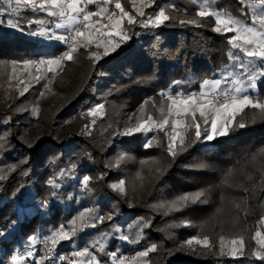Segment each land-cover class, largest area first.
Wrapping results in <instances>:
<instances>
[{
  "label": "trees",
  "instance_id": "1",
  "mask_svg": "<svg viewBox=\"0 0 264 264\" xmlns=\"http://www.w3.org/2000/svg\"><path fill=\"white\" fill-rule=\"evenodd\" d=\"M121 3L137 23L128 25L124 20L122 26L130 38L118 40L120 47L114 52L110 48L109 55L103 56L104 47L98 49L94 42L88 48L77 47L72 60H65L55 73L48 72L43 96L38 82L7 101L5 80L0 81V169L6 175L0 180V264H11L16 255L24 257L21 264H37L42 254L27 256L25 244L67 226L86 209L93 210L88 222L95 226L60 241L55 252L69 258L86 247V240L105 238L107 252L128 256L156 245L157 251L145 258L150 264H264L248 255L257 247L251 237L264 215V154L260 152L264 119L256 114L251 122L255 110H245L247 127L212 141L204 139L205 129L211 131L209 124L197 118L201 139L175 158L167 151L165 128L120 135L133 125L131 121L136 124L138 116L146 119L153 114H142V105L147 110L163 105L164 92L199 91L204 80L220 79L234 70L229 55L232 34L214 32L212 17H197V0ZM109 7L119 13L113 4ZM162 8L170 20L160 26L142 23ZM138 9L145 15L140 16ZM214 9L231 11L250 22L248 11L245 14L237 0H216ZM8 18L7 14L0 16L4 21L0 23V60L52 59L66 51L57 39L53 42L28 34L41 27L52 28L48 22L53 19L46 12L23 11L24 32L9 28ZM193 19L201 26L180 23ZM28 20L46 23L28 27ZM91 52H99L101 58L93 60ZM177 81L181 83L177 85ZM250 94L264 97V78ZM97 104L104 105L102 115H85ZM131 114L134 117L129 121ZM194 131L189 133L190 139H194ZM149 140L152 146L144 147ZM61 170H65L62 177ZM85 177L90 178L87 189ZM54 178L59 188L49 184ZM120 181H124L123 193L111 187ZM198 190L205 191L202 201L181 211L165 214L167 210L159 207L175 196ZM26 208L33 213L25 214ZM95 216L104 217L103 222L92 219ZM140 218L148 222L142 234L139 226L130 227ZM122 235L129 239L122 240ZM239 235L245 238V254L220 255L219 238L223 236L227 242ZM204 236L209 237L216 254L181 248L186 240ZM192 248L202 246L193 243ZM53 264H70V258Z\"/></svg>",
  "mask_w": 264,
  "mask_h": 264
},
{
  "label": "snow or ice",
  "instance_id": "2",
  "mask_svg": "<svg viewBox=\"0 0 264 264\" xmlns=\"http://www.w3.org/2000/svg\"><path fill=\"white\" fill-rule=\"evenodd\" d=\"M143 3V0H141ZM155 0H151L154 3ZM100 3L102 5H110L114 3L115 9L119 10V15L116 12L110 11L109 8L101 6L98 11L88 10L87 5H93ZM242 7V10L247 14V9L244 6V0H237ZM0 5H7V7H0V16L7 14L10 18L7 19L6 24L9 28L15 29L20 32L25 31L24 25L21 23L22 12L25 10H31L32 12H46L49 17L57 18L59 22H54L55 28H65L72 26L70 29V34L68 36H56L55 33L49 34V32L41 27L38 31L28 32L31 36H46L48 39L55 38L62 42H67L68 40L74 41L73 45L69 47L61 56L52 59H39V60H11L4 61L0 60V65L11 64L13 70L19 65H23L25 68L28 66H46L48 72L55 73L57 69H60L65 60H72L73 53L77 51V47L88 48L97 36L105 35L101 31V28H111L113 32L121 37V41H126L130 37L122 26V22L127 18V24L132 25L137 23L135 17L125 10L121 0H0ZM151 6V4L147 5ZM251 8H261L264 6V0H256L254 4L249 5ZM138 14L144 16L145 12L138 9ZM108 13L106 17L102 14ZM197 17H212L214 18L215 27L212 29L216 33H229L232 32L234 35L229 39V43L233 49H239L245 57H248L246 63L241 62L239 67L245 70L247 78L241 79L237 77L231 80L230 87L221 88V79L204 80L199 85L198 92L190 93H165L167 96L166 110L165 106L162 105L158 112L161 119H154L152 115H148L146 119L143 115L138 116L137 122L134 126L126 127L125 130L120 133L124 136H132L136 133H148L152 129L158 128L163 131L165 126L170 124V117L173 115L176 117L171 120V134L166 133L169 138V143L167 147L168 153L175 158L181 151L186 150L195 141L201 139L202 133L200 130V125L197 123V113L199 117L203 119L204 123L207 125L210 122L211 131L205 129L207 133L204 139L208 141L214 140L218 136H227L230 131H237L247 127V122L245 121V116L247 113L246 109L255 110L251 122H255V115L258 114L260 118L264 119V97H257L249 94V90L255 91L257 89V80L264 77V11L259 14L253 13L251 17V23H245L238 15H234L231 11L222 10L218 11L212 8L210 0H203L199 5V11L196 13ZM99 18L93 20V18ZM107 19L110 21L109 24H102L101 19ZM172 17L166 14L165 9H161L154 18H150L147 22H142L145 26L148 23H152L154 26H160L166 21L170 20ZM0 23H4L0 20ZM46 21L44 20H28V27L33 24L44 25ZM48 23H53L49 21ZM181 24H196L201 26L199 22L195 19L193 20H182ZM79 25V26H77ZM100 25V27H96ZM111 35L112 33H108ZM99 49L101 47L100 43L96 44ZM120 47V42L113 43L111 40L106 42L104 47L103 56L109 55V49L115 51ZM236 61L240 60L239 56L234 53L229 54ZM91 57L93 60H99L101 54L99 52H91ZM260 61V68H253L249 70L248 65H254L255 61ZM37 82H39L40 77H35ZM23 83V82H22ZM51 83V81H49ZM181 82L177 81L176 84L179 85ZM47 87V85H45ZM28 90L25 86L21 95ZM44 93H41L43 96ZM148 103V102H145ZM104 105L97 104L90 108L85 115L91 117H97L103 114ZM34 111H36L34 109ZM140 112L143 114L144 106H141ZM240 117L238 120L237 117ZM209 117L210 120H209ZM131 120V117H130ZM95 124V119L91 121ZM85 129L88 128L86 124ZM177 129H182V131H177ZM194 131V139L189 138V133ZM155 139V138H154ZM152 146V141L149 140L145 143L144 147L148 148ZM261 154H264V148L260 149ZM75 167V165H73ZM157 171H160L157 169ZM65 174V170H61L59 175L62 177ZM6 179V175L3 174V170L0 169V180ZM89 177H85L83 180L84 188L87 189L89 183ZM49 184L53 188H59L60 185L56 182V179L49 181ZM113 190L123 193L124 181H120L119 184L111 185ZM261 187L264 188V178L261 180ZM245 192L249 189L245 188ZM205 197L204 190H198L194 192L183 193L175 196L173 199L165 201L159 205L160 208L166 209L167 212H177L184 208H187L191 204L201 202L202 198ZM93 212L92 209H86L84 212L80 213L78 217L74 218L69 224L61 225L58 229L53 231L49 236L44 238V243L47 245L51 242L52 247L47 249V254L41 257L37 264H44L45 259H49L50 254L54 252L55 246L64 240H69L71 237L75 236L78 231H83L87 227H94L95 225L88 222V217ZM111 219V217H108ZM94 220L103 222L104 217L95 216L92 217ZM78 221L80 222L79 227L77 226ZM258 225L264 227V215H261L258 220ZM139 226L142 229L148 226V222L144 221V218H140L139 221L134 222V225L130 227ZM260 227L255 231L254 235L251 237L255 241L256 248L251 250L248 255L254 256L258 259L264 260V233L260 230ZM122 240H128L129 237L126 235L121 236ZM36 238H32V244H35ZM131 242H136L135 240ZM201 245V249L192 248L193 243ZM233 247L225 251V240L221 236L219 238V254L220 255H230L236 257L237 255L243 256L245 254V238L239 236L235 239L229 241ZM185 246L191 248L194 252H199L201 250H206L207 252H213L214 246L210 242L208 236L192 237L181 245V248ZM99 251H104V245L101 244ZM157 251V246L152 245L145 251L139 252L134 257H119L115 252L110 255L113 257V264H150L147 258L150 252ZM34 253L29 249L27 251V256L31 257ZM73 257L84 258L86 260H72L70 264H100V261L96 256L92 255L91 252L85 248L83 251H75L72 253ZM24 257L21 255H16L11 258V264H21ZM61 261L65 260L66 257L60 256Z\"/></svg>",
  "mask_w": 264,
  "mask_h": 264
},
{
  "label": "rangeland",
  "instance_id": "3",
  "mask_svg": "<svg viewBox=\"0 0 264 264\" xmlns=\"http://www.w3.org/2000/svg\"><path fill=\"white\" fill-rule=\"evenodd\" d=\"M202 2H203V0H197L198 5H200V3H202ZM215 2H216V0H210L211 6H212L213 9H214ZM113 5H114V3H113ZM90 6H92L91 11H98L101 6L109 8V5H102L100 3H96V4H93V5H87L86 7L88 8V10H89ZM254 11L257 12V13L260 12V11H264V6H262L261 8L255 9ZM102 15L105 17V13L102 14ZM117 15H119V13H117ZM52 19H53L52 28L48 29V28L45 27V29L49 32V34L54 32L56 36H66L70 32V29H71L72 26H68V27H65V28L57 29L54 26V22H59V21L57 20V18H54V17H52ZM95 19H99V18L94 17L93 20H95ZM126 19L127 18H125L124 20H126ZM101 23L102 24H109L110 21H108L105 18V19H101ZM248 23L250 24L251 21L248 22ZM96 27H100V25H96ZM101 31L104 32L105 35L97 36L94 39V44L100 43L102 48L106 46L105 43L107 41H109V40H111L113 43H116V42H119L118 40L121 39V37L119 35L115 34L111 28H101ZM108 33H112V34L109 35ZM229 33H231L232 36L234 35V33H232V32H229ZM41 38L42 39H48L46 36H41L40 39ZM52 40L54 42L56 39L52 38ZM73 43H74V41H72L70 44H68V46H66V51L69 49L70 46L73 45ZM103 50H104V48H103ZM232 50H233L232 53H234L236 56H239L240 60L236 61L233 57L230 56V58H231V60L233 62L234 70H231L230 73H227L223 77H221L220 79L222 80V82H223L224 78H226L228 76L241 77L242 74L243 75L246 74L245 70L243 68L239 67V64L241 62L246 63L249 58L245 57L243 55V53L239 49H233L232 48ZM257 63L255 62L254 65H248V68L251 69L253 66L257 65ZM236 68H240V69H236ZM35 77H40L39 83L41 82V84L43 86V90L41 91V93H44V95H45L47 93V89H48L47 87H45V85H47L48 78H49L46 66H39V68H37L36 66L30 65L27 68H25L22 65L20 67L17 66L15 68V70H13V66L11 64L0 65V81L3 80V79L5 80L4 81V86H5V96H6L7 101H9L10 98L12 97V95H14V94H21V92L23 91L25 86L29 87V86H33V85L38 84V82L35 79ZM246 78H247V75H246V77L244 79L246 80ZM261 78H264V77H261ZM261 78H259L257 80V85H258V83H259ZM43 83H44V85H43ZM221 88H222V85H221ZM255 91L249 90V94H250V92H255ZM165 93L176 94V93H173L171 90H168V91L164 92V94ZM177 93H183V92L179 91ZM164 94H163V97L166 100V102L163 105L165 106V110H166L167 104L169 102L167 101V96L164 95ZM161 106H159V107L158 106H153L152 110L144 109V112L146 111V112H148V114L153 113L152 115H153L154 119L159 120V119H161V117H160V114L158 112V109ZM98 116H100V115H98ZM130 117H131V119H133L134 114H131ZM130 117H129V121H131ZM91 118H94V117H91ZM175 118L176 117L174 115L172 117H170L169 118L170 119V124L165 126V129L167 130V133H169V134H171V126H170L171 125V120L175 119ZM197 118H200L199 117V113H197ZM210 118L211 117H209V120H210ZM200 119H202V118H200ZM131 124H133V125H130V126H134L135 125L134 123H132V121H131ZM209 127L211 129L210 122H209ZM157 129L158 128L154 127L152 130L155 131ZM177 131H181V129H177ZM168 141H169V138H168ZM23 213L24 212H21V214H23ZM32 213H33V209L32 208H26L25 214L31 215ZM77 226L79 227V221H78ZM258 227H260V226L258 225ZM260 230L262 232H264V227H260ZM239 236H242V235H239ZM239 236H237V237H239ZM85 244H86L85 245L86 247H84L80 251H83L85 248H87L88 251L91 252L92 255L96 256L99 261H101V259L104 258V257H108L107 250H106V246H107L108 243H107V240L105 238H103V239H98V238H96V239H88V240H86ZM101 244L104 245V251L103 252L99 251V248H100ZM71 245L75 247V242H73ZM231 247H233V245H231L229 243V241L225 242V248L227 250L230 249ZM91 250H93V251H91ZM139 252H142V251H138L135 254H133L132 256H128L127 254H122V253H117V252H116V254H117V258H119V257H129V258H131V257L136 256V254L139 253ZM69 258H70V261H72V260L80 261L82 259L83 260L87 259V257H84V258L73 257V255H71V257H69ZM100 264H101V262H100ZM117 264H118V260H117Z\"/></svg>",
  "mask_w": 264,
  "mask_h": 264
},
{
  "label": "built area",
  "instance_id": "4",
  "mask_svg": "<svg viewBox=\"0 0 264 264\" xmlns=\"http://www.w3.org/2000/svg\"><path fill=\"white\" fill-rule=\"evenodd\" d=\"M255 2H256V0H244V7L247 9V11H248V13H249V19H250V21H251V17H252V15H253V13L255 12L254 10L257 9V8L253 9V8H251L249 5L254 4ZM109 9H110V11H112L110 7H109ZM255 13H256V14H259V13H257V12H255ZM107 15H108V13H105V17H106ZM77 26H79V25H77ZM69 34H70V32H69L66 36H68ZM71 41H72V40H68L67 42H62V41H61L60 43H61L62 45H64V46H68V44H69ZM260 66H261V65H260V62H259L257 65L253 66V67H252L251 69H249V70H252L253 68H260ZM246 75H247V74L241 76L240 78H241V79H244V78L246 77ZM235 78H237V77H234V76H228V77H226V78L223 80V82H222V88H224V87H230V86H231V80H232V79H235ZM191 92H198V91L193 90V91H191ZM186 93H190V92H186ZM44 238H45V237H44ZM44 238L36 239L35 244H32V241H28V242L25 244V250L28 251V250L30 249L34 254H36V253H40V254H42V256L44 257V256L47 254V249L50 248V247H52L51 242H48L47 245L44 243ZM107 254H108V257H104V258L101 259V261H100L101 264H113V257L110 255L111 252H107ZM60 256H64V257H66V259L63 260V261H67V262H69V258H68V256H67L65 253H62V252L57 253V252H55V250H54L53 253L50 254V257H51V258H49V259H45L44 261H45L47 264H53V263H55V262H60V261H61V260L59 259Z\"/></svg>",
  "mask_w": 264,
  "mask_h": 264
}]
</instances>
